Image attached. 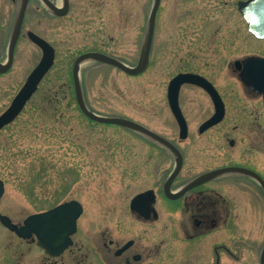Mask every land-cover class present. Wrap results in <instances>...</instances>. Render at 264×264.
Here are the masks:
<instances>
[{"label":"rangeland","instance_id":"rangeland-1","mask_svg":"<svg viewBox=\"0 0 264 264\" xmlns=\"http://www.w3.org/2000/svg\"><path fill=\"white\" fill-rule=\"evenodd\" d=\"M58 1L52 0L54 5ZM217 1L161 0L146 70L132 77L110 66L87 63L78 74L81 94L94 114L131 120L173 141L187 165L197 156L210 157L216 164L241 159L264 174V122L258 145L247 138V132L230 127L242 126L243 121L245 130L251 124L243 109L248 101L229 68L250 51L251 40L234 12L222 19L225 9ZM69 2L65 17L56 18L40 4L39 17L25 22L53 46L55 60L19 117L0 133V172L8 180V199H21L19 191L26 196L20 202L23 209L13 216L76 199L84 206L82 226L106 214L124 216L121 209L133 195L170 171L174 161L138 134L88 120L75 103L74 60L99 52L134 67L144 45L152 0ZM8 28L0 49V58L5 59L11 35ZM40 56L39 49L28 45L24 37L18 41L12 67L0 78V105H9ZM187 72L214 84L225 99L227 116L224 130L199 136L197 128L211 114L212 106L199 90L183 87L179 104L189 134L181 142L166 89L174 76Z\"/></svg>","mask_w":264,"mask_h":264},{"label":"flooded vegetation","instance_id":"flooded-vegetation-1","mask_svg":"<svg viewBox=\"0 0 264 264\" xmlns=\"http://www.w3.org/2000/svg\"><path fill=\"white\" fill-rule=\"evenodd\" d=\"M25 1L26 7L18 41L24 37L28 45H33L26 35L27 32H35L29 30L25 22L39 17L41 2ZM246 1L248 0L217 2L225 9L222 11V19L225 21V17H230L234 12V16L242 21L240 27L249 37L248 40H251L250 51L244 57L235 59L229 67L234 72V79L242 91V97L248 101V105L243 109L247 110L251 124L244 126V130L241 120L242 126L235 124L230 127L232 131L240 129L243 133L247 132L249 135L247 138L249 140L252 138L258 145L262 142L261 125L264 122V24L260 23L264 21V2L257 6L259 37H255L249 32L248 23L238 10V3ZM22 3L24 0H0V49L9 25L12 28L9 27L8 32L12 34ZM6 59L0 58V64L6 63ZM251 60L256 61L257 65L254 68ZM248 71L251 74L248 77L251 82L244 78ZM6 73H0V78ZM208 81L214 86L210 80ZM185 86L195 88L207 96L202 89L190 85L182 86L180 94ZM2 88L3 85L0 84V95ZM214 88L217 90L215 86ZM217 92L224 105L223 118L218 124L198 134L199 136L218 131L220 128L224 130L222 123L226 119L227 108L223 95L219 90ZM208 99L212 112L200 122L197 132L214 113V106L209 97ZM4 105H0V115L7 109V105L5 107ZM182 114L188 128V121L183 112ZM5 128L1 129L0 133ZM171 143L178 148L183 157L180 172L170 181L168 187L166 183L173 168L157 178L153 185L146 186L133 195L135 197L150 192L153 197L150 206L144 201L141 208L132 209L130 200L121 209V212H125L124 216L115 214L114 217H110L106 214L101 219L87 221L82 226L79 221L84 215V206L76 199H68L47 210L37 212L42 213L71 201H75L81 207L74 233L68 237L69 243L61 246L63 240L67 239L65 234L69 230L65 225L59 231H55L53 236L43 237L50 243L48 252L39 245L41 237L31 230L23 229L25 219L32 214L12 215L23 209L20 202L26 201V196L19 191L21 199H8V180L5 174L0 172V264H264L263 188L247 175L214 171L228 167L244 168L255 172L263 182L264 174L241 159L225 162L224 158H221L223 161L216 164L210 157L197 156L187 165L180 148L173 141ZM191 183L193 185L188 187ZM2 217L16 229H22L20 234L7 228L1 220Z\"/></svg>","mask_w":264,"mask_h":264},{"label":"water","instance_id":"water-1","mask_svg":"<svg viewBox=\"0 0 264 264\" xmlns=\"http://www.w3.org/2000/svg\"><path fill=\"white\" fill-rule=\"evenodd\" d=\"M261 1L262 0H250L247 3H243L239 5L240 6L239 10L242 13H249V11L253 13V11L255 12L257 10L256 9L257 5ZM41 2L43 3L44 6H46L47 9L50 8L49 10H51V12L58 17H62L67 13V10H68L67 0H63V7L60 10H58L48 0H41ZM159 3H160V0H153L152 9L150 11V15H149L148 22H147V29H146L144 45H143L139 60L134 67H129L125 65L124 63L114 58H111L109 56H106L104 54L95 53V52L85 53L75 59L73 66H72V78H73L74 94H75V100H76L77 106L86 118L98 124L116 125L124 129H127L129 131H132L134 133L140 134L158 143L168 153H170V155L174 157L175 166H174V170L172 171L170 175L168 183L166 184L168 187V184L170 183V181L173 180L177 176L181 168L182 158L178 150L167 140L159 137L158 135L145 129L143 126L136 124L130 120L119 118V117H104V116L96 115L93 112L89 111L83 102L80 83L78 79V76H79L78 74H79V69H80L79 65L83 62H88V63L93 62V63L108 65L129 76H138L142 74L145 71L148 61H149V53H150L151 43L153 39L155 18H156V13L159 7ZM25 7H26V1L24 0V3H22L18 11V18L15 23V26H14V29H13V32H12V35L9 41L7 64L4 66L0 65V73L6 72L11 66L12 59H13V51H14L16 42L18 40L19 34H20L23 16L25 12ZM247 21L251 29L258 30V26L254 18L248 15ZM27 36L30 39V41L41 50V53H42L41 59L38 65L34 68V70L28 76L23 87L20 89V91L17 93V95L12 100L9 108L0 116V129L3 128L5 125H8L9 123H11L17 117V115L21 112V110L25 106L26 102L30 99L32 94L36 91L37 86L42 80V78L46 75V73L49 71V69L53 65V60H54L53 48L46 41L34 36L31 33H27ZM251 65L254 68V66L257 65L256 61L252 60ZM184 84H189V85L200 87L202 90H204L208 94L214 106V110H215L214 114L209 120H207L200 126L198 130L200 134L206 131L208 128L218 124L222 120L223 115H224L223 104L221 102V99L219 98L214 87L207 80H205L203 77L199 75L191 74V73H184V74L176 75L168 83L166 97H167V103H168L170 112L172 116L174 117L177 123V126H178V136L180 140H185L188 134L187 125L181 113V110L179 108V103H178L179 91H180L181 86ZM230 145H233V143L231 142ZM223 172H228V173L238 172V173L247 174L251 176L252 178L256 179L257 181H259L261 186L264 188V183L261 181V179L255 173L251 171L241 169V168H226V169L215 171L214 173H223ZM166 185H165V189H167ZM192 185L193 183L190 184L188 187H191ZM144 201L149 206L153 203V197H151L150 192L137 195L135 198H133V200L131 201V208L132 209L141 208ZM80 213H81L80 205L76 202H71L69 204L61 205L45 213L37 214V215H33L29 217L26 221V227L29 229H34V230H36L35 229L36 227H39V228H42V230L46 229L47 231L49 228L54 229L55 226H58L59 228V226L65 224L69 226V230L65 234V237L68 238V236L74 232L75 221L80 215ZM3 220L6 221L5 218H3ZM65 243H66V238H65ZM40 245L43 248H45L47 251L49 250L47 240L42 241Z\"/></svg>","mask_w":264,"mask_h":264},{"label":"bare ground","instance_id":"bare-ground-1","mask_svg":"<svg viewBox=\"0 0 264 264\" xmlns=\"http://www.w3.org/2000/svg\"><path fill=\"white\" fill-rule=\"evenodd\" d=\"M53 4V3H52ZM54 5V4H53ZM58 10H60V9H62V7H63V0H59L57 3H56V5H54ZM50 8H48V10H49ZM49 11H51V10H49ZM27 33H31V34H33L34 36H36V37H38V38H41L42 40H44V41H46L45 39H43L42 37H40L38 34H35V33H32V32H27ZM26 37H27V39L29 40V42L30 43H32L31 41H30V39L28 38V36L26 35ZM47 42V41H46ZM48 44H49V42H47ZM50 46H51V44H50ZM37 47V46H36ZM52 48H53V46H51ZM38 48V47H37ZM54 49V48H53ZM88 62H83V63H81L79 66L80 67H82V66H84V65H86ZM6 63H4L2 66H4ZM170 154V153H169ZM174 159V158H173Z\"/></svg>","mask_w":264,"mask_h":264}]
</instances>
